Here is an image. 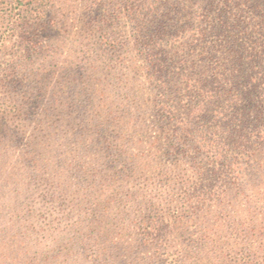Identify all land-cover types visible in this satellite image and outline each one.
<instances>
[{"label": "rangeland", "instance_id": "1", "mask_svg": "<svg viewBox=\"0 0 264 264\" xmlns=\"http://www.w3.org/2000/svg\"><path fill=\"white\" fill-rule=\"evenodd\" d=\"M121 2L48 0L16 24L0 16V264H247V232L264 242L263 159L227 147L238 172L228 162L204 186L202 212L182 230L164 204L160 172L171 161L158 159L157 129L124 154L121 142L92 128L123 102L132 113L142 97L133 84H146L144 75L115 72L116 59L98 49L92 27ZM95 35L97 50L86 54ZM11 102L18 108L4 115ZM144 213L165 222L159 241L141 243Z\"/></svg>", "mask_w": 264, "mask_h": 264}, {"label": "trees", "instance_id": "2", "mask_svg": "<svg viewBox=\"0 0 264 264\" xmlns=\"http://www.w3.org/2000/svg\"><path fill=\"white\" fill-rule=\"evenodd\" d=\"M172 1L122 0L92 27L100 34L102 56L116 59L115 72L147 78L145 85L133 84L131 91L142 97L136 96L132 113L129 103L123 102L116 112L99 114L92 128L97 135L109 134L121 142L115 148L124 154L138 136L151 127L157 129L152 143L163 140L158 159L163 154L171 161L160 172L167 194L164 204L184 230L202 212L204 186L213 185L228 162L233 175L238 172L227 147L235 155L247 152L252 163L264 160V0ZM35 2L48 4V0H0V16L16 24ZM96 38H89L86 54L97 50ZM12 104L5 106L4 115ZM147 115H152V124H147ZM158 203L150 206L160 208ZM143 221L148 225L141 243L159 241L165 222L149 213L143 214ZM253 231L247 232V243L251 242L247 264H262L264 242L253 244ZM79 243L87 245L84 238ZM158 244L154 243L156 252L166 255Z\"/></svg>", "mask_w": 264, "mask_h": 264}]
</instances>
